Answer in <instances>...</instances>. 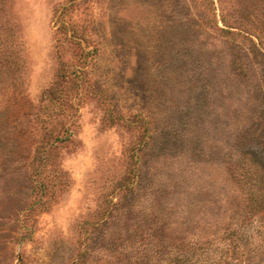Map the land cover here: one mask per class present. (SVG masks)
I'll return each mask as SVG.
<instances>
[{"label": "rangeland", "instance_id": "rangeland-1", "mask_svg": "<svg viewBox=\"0 0 264 264\" xmlns=\"http://www.w3.org/2000/svg\"><path fill=\"white\" fill-rule=\"evenodd\" d=\"M192 253L264 264V0H0V264Z\"/></svg>", "mask_w": 264, "mask_h": 264}, {"label": "trees", "instance_id": "trees-1", "mask_svg": "<svg viewBox=\"0 0 264 264\" xmlns=\"http://www.w3.org/2000/svg\"><path fill=\"white\" fill-rule=\"evenodd\" d=\"M77 43V47H78V51H77V57H78V63L80 64V67H85L88 63V60L90 59V57L93 55V53L91 51H87L80 42H76ZM77 78H81L80 76H78L76 74ZM103 92V91H102ZM104 95H107L106 92H103ZM106 97V96H105ZM106 101L107 98H106ZM113 109V108H112ZM114 109L112 110V112H110V114L108 115V122H114L115 120H117L116 118L120 117L117 114H115ZM119 119V118H118ZM52 136L50 137H54V143L56 141H60V142H66V141H70L72 138V134L70 133V130L68 128H66V126L62 127V129L60 131H58L55 134L51 133ZM43 160H45L44 158H42ZM198 257L199 255H197L196 253H192V254H186L182 259L178 258V260H176L175 264H187L189 261L193 262L198 261Z\"/></svg>", "mask_w": 264, "mask_h": 264}]
</instances>
